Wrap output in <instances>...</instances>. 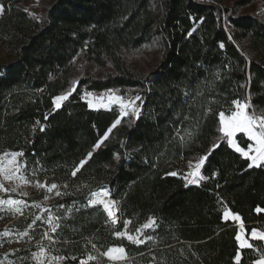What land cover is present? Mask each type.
I'll use <instances>...</instances> for the list:
<instances>
[{"label":"trees","instance_id":"trees-1","mask_svg":"<svg viewBox=\"0 0 264 264\" xmlns=\"http://www.w3.org/2000/svg\"><path fill=\"white\" fill-rule=\"evenodd\" d=\"M22 1L0 0V43L12 57L0 64V154L23 152L28 180L56 183L62 194L50 204L56 232L13 217L8 227L48 233L69 264L87 255L108 264L103 253L121 246L125 264H236L237 253L239 264H253L264 257L260 241L241 249L237 227L222 216L228 209L247 233L264 232V165L250 168L219 120L235 100L264 118V0H44L42 18ZM146 50L154 58L134 66L129 56ZM78 57L103 76H77ZM84 91L137 95L140 113L93 110ZM69 92L56 108L54 98ZM236 140L245 149L250 143L242 134ZM205 155L206 179L187 184V162ZM102 186L118 202L116 225L86 203ZM150 217L155 225L144 230V243L116 236L124 220L133 234Z\"/></svg>","mask_w":264,"mask_h":264},{"label":"snow or ice","instance_id":"snow-or-ice-1","mask_svg":"<svg viewBox=\"0 0 264 264\" xmlns=\"http://www.w3.org/2000/svg\"><path fill=\"white\" fill-rule=\"evenodd\" d=\"M4 9L2 6H0V13H3ZM71 95V92L57 96L54 98L53 103L56 108H59L61 106V103L68 98V96ZM88 96H91V93H87ZM108 103H100V107H109L110 104H116L120 108L121 115H127L129 110H132L133 114H138V108H136L133 101L126 102L122 96L116 95L114 92L109 93L107 96ZM140 97L137 96L135 100H139ZM233 105L235 106V111L231 112L230 115H225L224 112L219 113V120H220V131L223 134L225 138H227V142L229 146L234 147L237 152H239L244 158L251 161V163L248 165L250 168L253 166L260 167L261 165H264V118H257L254 115L250 114L247 109L249 105L247 103H241L238 100L233 101ZM89 107H93L92 103H89ZM39 123V121H37ZM120 123V120L117 119L114 124L111 126V128L108 129V131L104 134L103 138L97 142L96 145H94V149L98 148L100 146V143H103L104 139L108 138V134L111 132L112 128H115L117 124ZM257 129H259L257 131ZM41 131H43V128H41ZM237 133H244L247 136V139L252 141V144L247 145V150L245 148L240 147L238 144L235 143L233 140V137ZM189 136H191V133H188ZM184 138L181 137V140ZM217 145H214L213 147H216ZM24 154L23 152H5L3 156H0V176H3L4 180L12 181L14 178H17V173L20 171L21 164L18 163L17 158L22 157ZM92 155L91 152L88 153V157L90 158ZM119 159V157H116ZM207 159V156H202L199 158L198 162L194 165V171L189 172L188 176L194 177L193 179H189L187 181V184H195L198 183V180L195 179V177H198L200 180L206 179V177L200 175V168L204 164V161ZM86 161H81L79 166H77L72 171V176H75L77 172L80 171V168L83 167L84 163ZM189 167L192 168L193 164L189 162ZM169 175L176 176V172H171ZM18 179L24 180L25 183L28 181L24 179L23 176L18 177ZM187 184L185 186H187ZM38 187H45V185L38 184ZM58 185L56 183H52L50 187L47 188L49 192H52L53 190L57 189ZM15 188H12L11 191H15ZM0 191H9V189L5 188L4 184H0ZM57 196H60L62 193L59 191H56L55 193ZM47 199V197H46ZM23 201L20 200H14V199H0V206L7 205L10 209L14 210L15 212H20L21 209L19 205L23 204ZM89 204L92 206H101L102 210L107 214V217L109 221L112 224L117 223V212L119 211L117 204L118 202L115 200H112L110 198L109 191L105 189H100L96 192L92 193V198L89 200ZM36 207H39V205H36ZM257 212L261 211V209L257 208ZM223 218L225 221L231 219L233 221L240 222V228L241 231H243V222L241 221V217L239 214H234L231 211L225 209L223 212ZM37 220L40 219V217H36ZM58 219V218H56ZM54 218L49 215L47 218V223L50 226L51 232H56L57 228L59 227L58 223H54ZM124 231H117L115 234L118 238H125L128 241L132 242L133 244H142L144 243V240L140 237L144 235L143 229L152 228L155 225L154 218H149L148 222H146L144 225H142L141 228H137L135 230L136 234H131L128 230V225L132 222L130 220H124ZM26 236L27 233H24ZM45 238L50 239L48 236V233L44 234ZM236 240L239 243V247L241 249L243 248H252L253 245L248 243L247 240L242 239L240 234L236 235ZM148 240H151L152 237L149 235L147 236ZM251 239H260L264 240V232H259L255 229L251 231ZM91 243V241H89ZM92 247L95 248L96 245L92 244ZM104 256L107 257L109 261L112 262H118L123 261L126 259L127 254L124 247H110L108 248L104 253ZM33 258L37 261V264H44L43 258L46 256V250L41 247L38 252L32 253ZM240 254L237 253L235 257L236 264H239L240 261ZM53 259H64L63 257L59 258H53ZM75 259V257H73ZM96 257L89 255L87 257V260H81L80 264H88V261L95 260ZM255 264H264V257L257 260Z\"/></svg>","mask_w":264,"mask_h":264},{"label":"rangeland","instance_id":"rangeland-1","mask_svg":"<svg viewBox=\"0 0 264 264\" xmlns=\"http://www.w3.org/2000/svg\"><path fill=\"white\" fill-rule=\"evenodd\" d=\"M20 5L29 12L38 16L39 18H42L45 12L44 0H23L22 2H20ZM262 9L264 10L263 6ZM1 15L2 13H0V16ZM155 55L156 52L154 50H146V51L132 53L129 57H130V61L133 63L134 66L144 67L150 63V59L151 58L153 59ZM11 61H12V57L7 49V45L5 43H0V64H7ZM74 65L77 76L81 75L82 72L88 74L92 72L98 77L103 76L102 71L96 69L92 65H88V66L85 65L84 61H82L80 57H78L75 60ZM112 92H114L118 96H122L126 102L133 101L136 108H138V114H133L132 110H129L127 115L122 116L120 112V108L116 104H110L109 107L107 108L100 107V103H106V104L108 103L107 96L109 93ZM87 93H91L92 95L88 96ZM136 97L137 95L123 96L117 93L116 91H107V92L84 91L82 94V99L87 103L88 107H89V103L93 104V107H89V108L93 110L115 109L119 113V118L128 117V116L137 117L139 115L141 110L140 107L141 104L139 100H135ZM258 130L259 129H257V131ZM3 154H0V156H3ZM198 160L199 158L188 161L186 167L183 169L184 180L186 181V183L189 179L194 178L192 176H188V173L193 172L195 170L194 165L196 162H198ZM17 161L18 163L21 164L20 171L17 173V178H14L12 181H7L4 180L3 176H0V184H4L5 188L9 189V191L7 192L0 191V199H14L24 202L23 204L19 205L21 209L20 212H15L14 210L10 209L7 205L0 206V264H37V261L33 258L32 253L38 252L41 247H43L46 250V256L43 258L44 264H69L67 262L66 257H64L61 254L62 251L61 248L56 244H54L55 241L53 239L45 238V236L40 237L38 233H35L34 231L33 232L28 231V230H32L33 228L18 230L16 228L8 227L9 223L11 222V221L8 222V219L13 217L14 218L13 220L21 218L24 220H31L33 223L38 221L44 222L50 229V226L46 222L48 216L51 215V213H49V211H51L50 204L56 201L57 195L55 193L56 191H59V187H58L52 192H49L47 188L50 187L51 184H47V182L44 180L43 181L28 180L25 172V166L23 161L21 160V157H18ZM189 162L193 164L192 168L189 167ZM20 176H23L24 179L27 180L28 182L25 183L24 180L18 179V177ZM195 179H197L199 183L200 179L198 177H195ZM198 183L190 184V185H196ZM38 184L45 185V187H38L37 186ZM12 188H15L16 190L11 191ZM110 198H111V194H110ZM89 200L90 199H88L87 197L86 198L87 205H90ZM36 205H39V207H36ZM36 217H40V219L37 220ZM144 230L147 229H143V232ZM24 233H27V235L25 236ZM140 238L142 239V236ZM88 256L89 255H87L85 259H81V260H87ZM59 257H63L64 259H59V260L53 259ZM104 258L107 259L106 256H104ZM81 260H79L77 264H80ZM92 261H95L96 264H106L98 259ZM123 261H118V262L109 261L108 264H125Z\"/></svg>","mask_w":264,"mask_h":264},{"label":"crops","instance_id":"crops-1","mask_svg":"<svg viewBox=\"0 0 264 264\" xmlns=\"http://www.w3.org/2000/svg\"><path fill=\"white\" fill-rule=\"evenodd\" d=\"M239 134H242V135L247 139L246 134H244V133H237V134L233 137V140L235 141L236 144H238V143H237V140H236V137H237V135H239ZM247 140H248V139H247ZM249 142H250L249 144H252V143H253V142L250 141V140H249ZM249 144H248V145H249ZM230 147H231V146H230ZM231 148H232L233 150H235L234 147H231ZM245 150H247V148H246ZM235 151H236V150H235ZM236 152H237V151H236ZM238 153H239V152H238ZM249 161H250V160H249ZM250 163H251V161H250ZM254 167H256V166H254ZM227 210H228V209H227ZM223 212H224V211H223ZM222 216H223V214H222ZM223 220H224V218H223ZM224 221H225V220H224ZM241 221H242V220H241ZM227 222H231V223H233V224L237 227V234H240L241 237H242V239L247 240L248 243L252 244L251 241H260V242H261V245H262V250H263V252H264V240H260V239H251V231H252L253 229H255V230L259 231V232H262V231H260V230H258V229H256V228H253V229H251V230L247 233L244 224H243V229H244V230L241 231V228H240V222L233 221V220H231V219L227 220ZM237 234H236V235H237ZM237 242H238V241H237ZM238 245H239V243H238ZM252 248H253V247H252ZM256 252L258 253L257 250H256ZM262 257H263V256L259 254L258 258L254 260L253 264H255V262H256L257 260L261 259Z\"/></svg>","mask_w":264,"mask_h":264},{"label":"water","instance_id":"water-1","mask_svg":"<svg viewBox=\"0 0 264 264\" xmlns=\"http://www.w3.org/2000/svg\"><path fill=\"white\" fill-rule=\"evenodd\" d=\"M45 181V180H44ZM107 187V190H109V187L108 186H106ZM97 191V189L96 190H93L89 195H88V199H91L92 198V193L93 192H96ZM112 199V198H111ZM113 200V199H112ZM89 206H92V205H89ZM99 206V205H98ZM100 208H101V206H100ZM101 210H102V208H101ZM103 211V210H102ZM104 212V211H103ZM104 214H105V216L107 217V214L104 212ZM107 219H108V217H107ZM118 219H119V217H118V212H117V223H118ZM108 221H109V219H108ZM110 222V221H109ZM111 223V222H110ZM116 223V224H117ZM112 224V223H111ZM116 224H112V225H116Z\"/></svg>","mask_w":264,"mask_h":264},{"label":"bare ground","instance_id":"bare-ground-1","mask_svg":"<svg viewBox=\"0 0 264 264\" xmlns=\"http://www.w3.org/2000/svg\"><path fill=\"white\" fill-rule=\"evenodd\" d=\"M105 188L107 189L106 186L98 187V188H97V191L100 190V189H105ZM95 190H96V189H95Z\"/></svg>","mask_w":264,"mask_h":264},{"label":"built area","instance_id":"built-area-1","mask_svg":"<svg viewBox=\"0 0 264 264\" xmlns=\"http://www.w3.org/2000/svg\"><path fill=\"white\" fill-rule=\"evenodd\" d=\"M253 114V113H252ZM254 115V114H253Z\"/></svg>","mask_w":264,"mask_h":264}]
</instances>
